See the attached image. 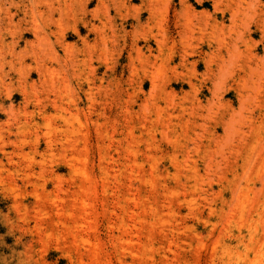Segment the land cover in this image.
I'll use <instances>...</instances> for the list:
<instances>
[{
  "label": "rangeland",
  "instance_id": "rangeland-1",
  "mask_svg": "<svg viewBox=\"0 0 264 264\" xmlns=\"http://www.w3.org/2000/svg\"><path fill=\"white\" fill-rule=\"evenodd\" d=\"M217 1L0 4V264L263 244L264 0Z\"/></svg>",
  "mask_w": 264,
  "mask_h": 264
},
{
  "label": "bare ground",
  "instance_id": "bare-ground-1",
  "mask_svg": "<svg viewBox=\"0 0 264 264\" xmlns=\"http://www.w3.org/2000/svg\"><path fill=\"white\" fill-rule=\"evenodd\" d=\"M27 1H29L30 2V4L32 3V2H34L35 0H27ZM217 1V0H216ZM232 1V0H231ZM250 1V0H249ZM6 2H9L10 4H12V5H15V7H16V13L15 14H22V17L23 18H26L27 17V14L28 13H30V11L27 9L26 10V4H25V0H0V4L1 5H4V3H6ZM103 2V0H101V3ZM217 2H219V1H217ZM235 2V1H234ZM239 2V1H238ZM251 2L252 3H254V2H256V0H251ZM57 3V2H56ZM215 3V2H214ZM258 3V2H257ZM257 3H255V5L252 7V8H256L255 6H257L256 4ZM217 4V3H216ZM215 4V5H216ZM230 4V3H229ZM237 4H239V3H237ZM50 5V4H49ZM51 5H52V3H51ZM54 5V4H53ZM187 5V4H186ZM214 5V6H215ZM243 5V4H242ZM55 6H57L56 4H55ZM226 6H228V3H227V5ZM238 6V5H237ZM244 6V5H243ZM188 7V6H187ZM217 7V6H216ZM231 7V6H230ZM236 7V6H235ZM248 7H249V5L247 4V9H248ZM259 7V6H258ZM0 8H1V6H0ZM51 8V7H50ZM220 8H222L223 9V7H220ZM232 8V7H231ZM239 8V7H238ZM215 9V8H214ZM217 9V8H216ZM222 9H221V11H222ZM225 9V8H224ZM229 9V8H228ZM246 9V10H247ZM250 9V8H249ZM51 10V9H50ZM50 10H49V12H50ZM53 10H54V8H53ZM57 10V9H56ZM226 10V9H225ZM232 10H235V9H233L232 8ZM9 11V12H8ZM58 11H60V10H58ZM243 11V10H242ZM241 11V12H242ZM245 11V10H244ZM253 11H255V12H253V13H256V10H254L253 9ZM7 14L8 15H6L7 17H8V19L9 18H11V16H13V15H11V13H12V11H10V9L9 8H7ZM32 12V11H31ZM235 14H236V12L237 11H233ZM239 12V11H238ZM247 12V11H246ZM14 13V12H13ZM12 13V14H13ZM34 12H32L31 14H33ZM248 13V12H247ZM242 14H244L243 12H242ZM249 14V13H248ZM50 15V14H49ZM230 15H231V13H230ZM255 15V14H254ZM257 15V14H256ZM234 16V15H233ZM4 17V16H3ZM51 17V16H50ZM232 17V16H231ZM258 17V16H257ZM261 17V16H260ZM264 17V16H263ZM257 19V18H256ZM263 19V18H262ZM22 20V19H21ZM9 21V20H8ZM1 22V21H0ZM7 22V21H6ZM258 22V21H257ZM258 24H260V23H258ZM262 26H264V24H262ZM263 29V28H262ZM263 33V32H262ZM1 35V34H0ZM21 52V51H20ZM20 52H19V54H20ZM17 55V54H16ZM21 57H22V55H21ZM23 66V65H22ZM25 66V65H24ZM25 68V67H24ZM20 71V70H19ZM71 122H72V120H71ZM49 124V123H48ZM50 125V124H49ZM71 129H72V127H71ZM74 140V139H73ZM246 186H248V185H246ZM251 186V185H250ZM249 186V187H250ZM248 188V187H247ZM249 189V188H248ZM252 225V224H251ZM256 226V225H255ZM255 232H257L256 230H253V232H252V236H251V238H250V243L248 244V242H247V245L244 247V252L241 254V258H242V260L244 261L243 262V264H264V242H263V244H261V245H259L260 243H262V242H260L258 245L259 246H256L255 245V242H256V240L254 239L255 237H254V235H256V233ZM224 251H225V254L228 256V257H230V258H233V249L231 248V246H229V245H225L224 247ZM240 257V256H239Z\"/></svg>",
  "mask_w": 264,
  "mask_h": 264
}]
</instances>
